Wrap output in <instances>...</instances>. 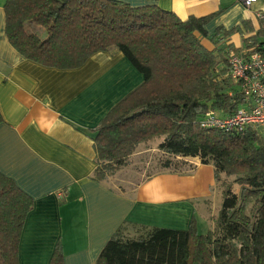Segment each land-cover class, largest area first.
Listing matches in <instances>:
<instances>
[{"label":"trees","instance_id":"trees-1","mask_svg":"<svg viewBox=\"0 0 264 264\" xmlns=\"http://www.w3.org/2000/svg\"><path fill=\"white\" fill-rule=\"evenodd\" d=\"M3 10L6 38L28 60L68 70L115 48L142 74L90 132L94 179L113 176L140 144L155 140L167 157L163 167L185 157L213 166L221 204L212 228L200 233L192 220L188 229L144 227L127 238L121 225L94 264H264V129L200 126L208 112L227 117L246 104L229 72L230 53L239 48L226 40L252 32L249 20L208 33L205 25L219 11L181 19L154 3L133 7L120 0H4ZM29 23L44 37L27 29ZM258 24L242 44L246 52L264 55V17ZM201 38L213 49H205ZM15 185L0 173V264H19L20 234L32 208ZM49 264H64L60 245Z\"/></svg>","mask_w":264,"mask_h":264},{"label":"crops","instance_id":"crops-1","mask_svg":"<svg viewBox=\"0 0 264 264\" xmlns=\"http://www.w3.org/2000/svg\"><path fill=\"white\" fill-rule=\"evenodd\" d=\"M153 4L179 18L218 14L206 25L228 30L249 20L252 32L233 33L226 43L243 49L264 17V0L245 7L239 0H120ZM0 0V173L32 199L18 247L19 264H49L60 245L64 264H94L121 225L212 228L221 204L213 166L198 157L179 158L190 169L162 171L133 186L93 178L95 152L90 132L108 110L142 81V74L111 48L74 69H57L26 59L8 42ZM261 15L262 17H259ZM205 49L213 44L201 38ZM62 193V197L58 195Z\"/></svg>","mask_w":264,"mask_h":264},{"label":"built area","instance_id":"built-area-1","mask_svg":"<svg viewBox=\"0 0 264 264\" xmlns=\"http://www.w3.org/2000/svg\"><path fill=\"white\" fill-rule=\"evenodd\" d=\"M239 1L245 7H249L254 2V0ZM228 63L231 78L238 83L240 91L246 98V104L227 117L208 112L200 120V126L226 132H242L249 126L264 129V55L257 50L250 53L232 52ZM58 195L63 196L61 192H58Z\"/></svg>","mask_w":264,"mask_h":264},{"label":"rangeland","instance_id":"rangeland-1","mask_svg":"<svg viewBox=\"0 0 264 264\" xmlns=\"http://www.w3.org/2000/svg\"><path fill=\"white\" fill-rule=\"evenodd\" d=\"M27 29L32 32L38 33L41 37H44L43 29L37 27L32 23L26 25ZM158 140L150 142L148 145L140 144L136 151L131 155L129 164L116 172L113 176L108 177L111 179H116L117 183L133 186L138 181L145 179L148 176L156 174L162 171H184L186 166L181 164V159H170V165L168 168L163 167L164 163L167 161L166 155L162 154L157 149ZM235 190L237 189L234 186ZM220 207V206H219ZM204 224L199 226V232H206ZM123 236L137 237L138 231L135 228L126 226L122 230Z\"/></svg>","mask_w":264,"mask_h":264}]
</instances>
